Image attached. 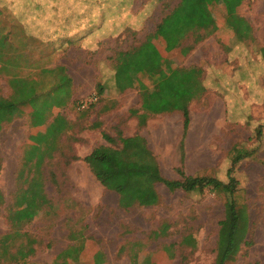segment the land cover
<instances>
[{"label": "rangeland", "instance_id": "rangeland-1", "mask_svg": "<svg viewBox=\"0 0 264 264\" xmlns=\"http://www.w3.org/2000/svg\"><path fill=\"white\" fill-rule=\"evenodd\" d=\"M29 1L31 0H0V37L6 36L5 43L0 42V106L9 105L14 95L10 83L13 78L32 81L41 100L45 99V94L55 96L52 89L60 82L61 91H64L61 100H66V103L61 107H54L53 113L61 114L73 126L70 136L63 137L60 144L64 154L74 155L78 160L65 166V159L56 153L55 158L42 167L44 190L52 202V208L43 211L44 208L32 221L15 227L9 221L7 211L12 205L16 189L19 188L16 179L22 169L23 152L28 147L31 132L30 107L21 108L20 114L13 111L7 122L0 120V249L3 236L17 230L22 236L7 240L10 253H14L20 244L25 245L29 239L36 241L34 256L20 264H51L54 256L68 245L69 233L82 232L89 239L85 240V253L78 264H90L89 258L97 249L105 255L104 264H130L134 255L137 263L213 264L218 223L224 218L225 194L209 190L186 193L179 189H169L164 183L153 180L152 174L155 171L167 180L180 179L176 171L181 167L178 137L170 147H159V141H156L157 146L151 147L145 134L142 137L138 135V122L130 114L132 109L122 111L123 106L116 100L113 92H103L101 97L96 91L80 92L87 88L83 87L85 75L91 74L92 77L95 71L86 66L96 69L97 81L102 79L100 73L107 74L105 68L111 65L108 58H114L116 52L125 50L141 41L146 34L154 32L159 20L178 0L155 2L144 26L134 30L135 34L131 29L125 30L118 38L99 43L95 51H79L80 47L74 43L62 45L57 49L60 51L58 60L54 61L42 57L43 53L40 52L46 49L39 48L36 41L28 40V29L11 27L9 19L12 17L5 11L10 7L18 8ZM144 1L146 0H139L140 3ZM165 2L168 8H164ZM213 13L217 18L224 19L223 9L216 7ZM237 14L251 24V40H248L249 35L239 40L232 32L222 28L217 34L196 44L186 56L168 55L180 67L199 68L201 80L208 86L206 99L194 100L189 105L190 124L183 139L187 170L181 167L186 175L206 171L205 175L210 176L208 169H199L213 166L219 158L222 163L228 155L227 150L235 143L248 141L250 145L258 131L264 134V104L256 103L249 109L248 124L238 125L227 117L223 118L221 94L210 71L223 68L230 71L236 68L244 52L256 55L264 43V0H244L237 9ZM191 40H186L185 44H190ZM46 54L48 53L45 52ZM59 68H63V71ZM43 70H51V73ZM66 71L73 73L75 82L79 85L75 87L71 81L69 98L66 93ZM261 73L264 86V70ZM62 74L64 75L59 77ZM141 80L144 84H149L146 77ZM133 91L139 98L138 90ZM92 97L96 101L98 99L92 106L93 113L84 110L86 107L78 108L80 101ZM130 101L132 102V98ZM95 112H98V117L92 120ZM111 115L113 116L110 117ZM124 115L128 119L124 124L127 130L121 135L122 139L124 135L138 139L137 146L146 150L145 160L136 158L132 150H124L121 139L116 137L113 122L122 119ZM106 116L108 117L105 119ZM93 121L101 122L102 131L91 129ZM161 124V121L153 123V128L149 131L151 138H155L154 134L160 131ZM163 126L167 127L165 124ZM173 127L174 132L182 130L181 124ZM120 128V131L123 130ZM102 132L115 138V144L107 142L102 137ZM262 145L263 153L260 157L264 159V141ZM101 147L111 150L113 160L119 165L129 160L141 162L140 167L144 170L141 180L148 178L151 181L149 182L152 183L155 194L154 203L135 202L129 207L120 206L118 193L103 186L96 179L93 169L83 160L92 150ZM141 153L143 155L144 151ZM145 165L150 166L148 171H145ZM24 169L27 171L28 167ZM226 171H221L220 175L227 177ZM25 175L27 176L26 172ZM236 175L242 189L241 198L246 203L248 222L252 227L248 234L250 244L241 249L238 258L231 264H264V169L259 164H242ZM237 214L239 221L243 222L241 214ZM163 228L165 232L160 234ZM188 235L194 239L193 246L181 243ZM168 245H172L171 258L164 252ZM0 264L15 263L4 261L0 257Z\"/></svg>", "mask_w": 264, "mask_h": 264}, {"label": "trees", "instance_id": "trees-1", "mask_svg": "<svg viewBox=\"0 0 264 264\" xmlns=\"http://www.w3.org/2000/svg\"><path fill=\"white\" fill-rule=\"evenodd\" d=\"M160 1L162 0H149L144 3L145 6L143 5L141 18L147 19L150 16V10L155 7V2ZM243 1L178 0L176 5L166 11L159 20L154 32L146 34L141 41L130 45L125 50L116 52L114 58H108V62H111V65L105 68L108 73L103 76L105 79L104 83H113L116 91L120 93L130 89L138 90L140 106L137 109L130 110L132 117L137 119L138 133L146 127L148 117L152 116V118H155L156 115H165L173 112H178L181 115L183 131L179 146L181 164H183L184 160L183 139L190 124L189 105L194 100H205L208 86L202 82L199 68L180 67L171 58L173 55L186 56L196 44L213 34H217L222 28L232 32L233 36L239 40L244 39L247 35H249L248 40H251V24L237 14V9ZM216 7L223 9L224 19L217 18L213 13V9ZM164 8H168L167 2H165ZM137 25L140 24L129 25L127 23L122 33L131 29L132 33L135 34L134 30L142 28H137ZM5 39L6 36H3L0 42H4ZM188 39H192L190 44H185ZM169 54H172L171 58H168ZM245 58L248 59V71L250 70L248 74L251 73L252 77V86L248 88V96L257 103L264 104V86L261 82L263 75L261 72L264 70V43L256 55L246 51V56L239 60L236 68L240 64L246 63ZM59 69L63 71V68ZM212 70L215 69L210 71L215 78L214 83L219 87V93L224 98L229 99L228 95L234 91L233 88L228 85L220 86L217 82L218 78L215 77V73ZM63 75H59V77ZM143 77L149 80L148 85L142 82L141 79ZM66 79V93L67 98H69L71 80L68 76ZM10 83L14 90V95L9 105L0 106V115L2 116H0V120L7 122L13 111L20 114L22 113L21 108L30 107L29 128L31 132L28 137V147L23 152L22 169L16 179L19 188L16 189L12 205L7 211L9 221L18 228L22 224L32 221L44 208L45 210L43 211L52 208V202L48 199L44 190L42 167L50 163L55 158L56 153H59L57 155H61L65 159V166L72 161L78 160V158L74 155L67 156V154H64L63 146L60 144L63 137L70 136L69 133L73 128L72 123L64 116L53 113L54 107H61L66 103V100H61V94L64 91H61L60 82L52 89V94L55 96L45 94L46 97L43 100H41L42 98L37 93L35 84L32 81L23 78H13ZM104 85L102 83L96 85L95 91L100 97L104 92ZM230 97L233 98L232 95ZM99 99L101 100V98ZM96 102L87 105L84 110H89V112L93 113L94 107L92 106ZM249 109L251 108L248 105V115ZM140 111L142 113L139 114ZM95 113L92 118L98 117L96 116L98 112ZM127 119L128 116L124 115L122 119L114 121L113 129L116 132V137H119V140L121 139L124 150H132L136 158L140 157L145 160L146 150L137 146L138 139H122L121 135L127 130L124 127ZM228 119L233 122L232 120L235 117ZM246 120L248 124V118ZM119 124L121 125L119 126ZM90 126L91 129H102L100 121H93ZM120 127L123 130L120 131ZM102 137L111 144L116 142L115 138L103 132ZM263 141L264 134L258 131L250 145L248 141L239 144L235 143L224 160V170H227V177L220 175L222 172L214 169L207 170L212 176L205 175L206 171L200 174L186 175L181 168L182 165L176 170L180 176L178 180L161 178L155 170L152 174L153 180L164 183L172 190L179 189L186 193H202L205 190H209L225 194L224 218L218 223L216 254L213 264L233 263L238 258L241 249L248 246L251 242L250 240L248 241V234L252 225L248 222L247 207L241 198L242 189H240L241 186L236 173L238 172L239 162L248 158V160L260 163L264 169V160L257 157V154L263 150ZM136 146L137 149L135 150ZM141 151H144L143 155ZM110 152L111 150L102 147L95 148L88 156L83 158L93 169L96 179L107 189L118 193L119 204L122 207H129L135 202L142 204L154 203L155 194L151 181L148 178L141 180V174L144 173V170L140 167L141 162L129 160L127 163L119 165L113 160ZM27 167L28 170L25 171L24 168ZM149 167V165H145V171H148ZM238 212L241 214L243 222L239 221ZM164 232L165 228L160 230L159 233L163 234ZM19 236H22V234L17 232V230L13 234L3 236L0 257L4 261L8 260L15 264H20L24 263L29 257L34 256V244L36 241L32 239H29L25 245L20 244L14 253L8 251L7 240L11 241ZM87 239L89 238L82 232H70L68 245L54 256L51 264H78L80 257L85 253V240ZM181 243L193 246L194 239L188 235L184 237ZM164 252L167 257L171 258L173 255L172 245L166 246ZM89 259L90 264H104L106 260L105 255L99 249L94 250ZM130 260V264L148 263H137L135 255Z\"/></svg>", "mask_w": 264, "mask_h": 264}, {"label": "crops", "instance_id": "crops-1", "mask_svg": "<svg viewBox=\"0 0 264 264\" xmlns=\"http://www.w3.org/2000/svg\"><path fill=\"white\" fill-rule=\"evenodd\" d=\"M148 1L149 0H146L143 3H140L139 0H31L27 4H22L18 8L10 7L9 10H6L5 12L7 14L10 13L12 17L9 19L11 27L28 29L29 31L26 33L28 40H34L39 48L42 47L43 49H46V51L40 52L43 53L41 54L42 57H46V59L54 61L58 60L60 51L57 49L59 46H68L69 44L74 43L76 46L80 47L79 51H95L99 43L102 41L110 38L115 39L118 35H120L126 28L127 23L129 25L140 24L136 26L137 28L144 26L146 19L141 18V13L144 3H147ZM103 30H105V32H103ZM1 38L2 37H0V39ZM45 52L48 54L45 55ZM243 55L245 57L246 52H244ZM245 60V64H240L238 68H234L230 71H227L224 68L212 70L215 73V77L218 78L217 82L220 86L228 85L234 90L232 93L230 92V95H228L229 99L221 96L220 101L223 118L235 117V119L232 120V123H236L238 125L247 124L246 118H248V105L251 108L257 103L248 96V88L249 86H252V77L251 73L248 74V72H250V70L248 71V59L245 58ZM86 67L92 68L95 71L92 77L91 74L85 75L83 81L85 86L83 85V87L87 88L80 91L82 93L85 90L88 92H94L98 82L103 85L105 84L104 78L97 81V78L95 77L96 69L93 66ZM66 73L71 79L72 85L78 87L79 85L75 82L73 73L69 71H66ZM103 76L104 74L100 73V77ZM87 77L88 79H86ZM104 86V92H113L116 100L122 104V111L137 109L140 106L139 98L135 91L130 89L120 93L116 91L113 83L107 84V82ZM231 95L233 98L230 97ZM131 98L132 102L130 101ZM140 113L142 112L140 111L139 114ZM112 116L113 115L110 117ZM107 117L108 116H106L105 119ZM94 118L95 117H93L92 120ZM134 119L137 121L136 118ZM158 121L162 122V127H160L161 129L157 132V134H154L155 138H151L149 131L153 128V123ZM114 123L115 122H113V124ZM164 124L167 127H164ZM179 124L182 125V118L178 112L165 114L164 116L156 115L155 118H152L151 116L148 117L146 121V127H144L138 135L142 137L145 134L146 136H144L146 137V141L151 147L157 146L158 141L160 142L159 147H170V145H172V141L177 139V137L180 144L183 131L176 129L177 132H174L175 128L173 127L175 125L179 126ZM96 130H99V128ZM124 139H127L125 135ZM229 151L230 149L227 150V152ZM262 153L263 150L257 154V157L264 160L260 157ZM186 160L184 158L183 164H181L180 160V165H182L184 169L187 168ZM218 160L213 166L208 168L202 167L199 170L205 171L206 169H214L218 170V172L223 171L225 162L223 160L221 163L220 158ZM253 163L261 165L256 161L252 160L248 162V159H244L239 162L238 169L242 164ZM196 172L190 175H194Z\"/></svg>", "mask_w": 264, "mask_h": 264}, {"label": "built area", "instance_id": "built-area-1", "mask_svg": "<svg viewBox=\"0 0 264 264\" xmlns=\"http://www.w3.org/2000/svg\"><path fill=\"white\" fill-rule=\"evenodd\" d=\"M95 101H96V98L95 97H92L90 99L82 100V101H80L78 103V108L79 109H84L87 105L92 104Z\"/></svg>", "mask_w": 264, "mask_h": 264}]
</instances>
